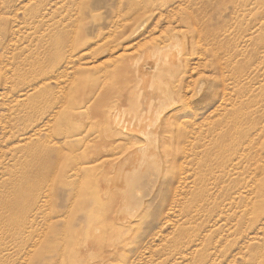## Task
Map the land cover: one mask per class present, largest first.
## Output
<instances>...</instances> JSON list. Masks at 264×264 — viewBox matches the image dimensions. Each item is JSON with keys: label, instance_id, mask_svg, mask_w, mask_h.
Instances as JSON below:
<instances>
[{"label": "rangeland", "instance_id": "rangeland-1", "mask_svg": "<svg viewBox=\"0 0 264 264\" xmlns=\"http://www.w3.org/2000/svg\"><path fill=\"white\" fill-rule=\"evenodd\" d=\"M132 3L135 14L128 8ZM46 27L59 38L53 53L42 49L39 32ZM146 52L158 55L150 63L163 72L161 89L154 84L145 91L155 98L171 90L177 102L167 110L173 116L158 123L162 130L168 121L170 131H160L165 138L158 140L153 131L148 142L121 139L116 113L133 107L129 91L139 83L128 62L140 59L142 69L149 62ZM50 61L57 63L54 79L47 81L52 86L39 80L34 92L32 77L43 73L39 69L51 71ZM29 69L39 71L31 76ZM24 81L28 85L21 86ZM51 88L60 91L59 99ZM57 99L76 113L57 101V119L48 121L36 104ZM34 106L43 117L35 127L21 119ZM139 142L152 149L150 155H143ZM138 153L143 159L134 163ZM35 157L39 171L35 163L30 170ZM0 191V242L5 238L6 245L0 246V264H264V0H0ZM117 209L126 212V222L117 219ZM22 232L28 246L19 251Z\"/></svg>", "mask_w": 264, "mask_h": 264}, {"label": "bare ground", "instance_id": "bare-ground-1", "mask_svg": "<svg viewBox=\"0 0 264 264\" xmlns=\"http://www.w3.org/2000/svg\"><path fill=\"white\" fill-rule=\"evenodd\" d=\"M53 2V1H52ZM70 3V2H69ZM51 6H53V5H51ZM128 8L130 9V11L132 12V11H134L133 12V14H135V11L137 10V7L135 6V4L134 3H132L131 4V6H128ZM151 8H153V6L151 7ZM141 9H142V7H141ZM154 10V9H153ZM140 11V10H139ZM149 11V10H148ZM144 13V12H143ZM166 13H169V12H166ZM173 13V12H172ZM171 13V14H172ZM34 14V13H33ZM76 14V13H75ZM170 14V15H171ZM168 15V14H167ZM166 15V16H167ZM170 15H169V17H170ZM174 15V14H173ZM36 16V15H35ZM34 15H33V17H35ZM162 16V15H161ZM172 16V15H171ZM39 17H41V20H43L42 19V16H41V14H40V16ZM44 17V16H43ZM6 18V17H5ZM48 18V17H47ZM78 18V17H77ZM133 18V17H132ZM131 18V19H132ZM136 18V17H135ZM34 19V18H33ZM45 19V18H44ZM50 19V18H49ZM49 19H46V20H48L49 21ZM45 20V21H46ZM138 20V19H137ZM136 20V21H137ZM170 20V19H169ZM35 21V20H34ZM33 21V22H34ZM44 20H43V22H45ZM130 21V20H129ZM135 21V22H136ZM134 22V21H133ZM46 23H47V21H46ZM123 23H124V21H123ZM145 23V22H144ZM32 24V23H31ZM43 25H47V24H45V23H42ZM41 24V25H42ZM55 25L54 26H56V23H54ZM29 25V24H28ZM40 25V26H41ZM123 25V24H122ZM131 25V24H130ZM135 25V24H134ZM11 26V25H10ZM45 26H43V27H45ZM49 26L50 27H52L50 24H49ZM121 26V25H120ZM142 26H143V24H142ZM74 27V26H73ZM76 28H77V26H75ZM122 27V26H121ZM32 28H33V26H32ZM39 28V27H38ZM53 28H55L56 29V27H53ZM39 29H41V28H39ZM43 29V28H42ZM45 29H47V30H45ZM44 29V32H39L40 34H42L43 35V40L45 41V43H41V44H45V46H43V48L41 47V46H39V47H41L42 49H44V47H45V49H46V51H47V53H48V51H53V50H55L56 51V49H57V47H58V45H59V38L57 39V37H56V32H46V31H49V27H46ZM58 29V28H57ZM122 29H123V27H122ZM126 29V28H125ZM130 29H131V26H130ZM11 30V29H10ZM52 30V29H51ZM124 30V29H123ZM39 31V30H38ZM109 31V30H108ZM128 31H129V29H128ZM73 32V31H72ZM72 32H71V35H72ZM113 32V31H112ZM13 33H14V31H13ZM16 33H18V32H16ZM25 33V32H24ZM76 33V32H75ZM74 33V34H75ZM132 33V32H131ZM131 33L130 34H128L127 36H126V38H128V37H130L131 36ZM26 34V33H25ZM39 34V35H40ZM121 34V33H120ZM14 35H16L15 33H14ZM38 35V36H39ZM41 35V36H42ZM126 35V34H125ZM33 36V35H32ZM175 36V35H174ZM178 36V35H177ZM28 37L29 38H31V36L30 35H28ZM71 37V36H70ZM13 38V37H12ZM182 38V37H181ZM41 39V38H40ZM103 39H106V38H103ZM10 40V39H9ZM39 40V39H38ZM48 40H49V42H48ZM75 39H73L72 41H74ZM122 40V39H121ZM125 40V39H124ZM134 40H136V39H134ZM182 40V39H181ZM180 40V41H181ZM184 40V39H183ZM43 41V42H44ZM93 41V40H92ZM114 41V40H113ZM115 41H117L116 39H115ZM114 41V42H115ZM129 41V40H128ZM166 41V40H165ZM12 42H13V39H12ZM42 42V41H41ZM71 42V41H70ZM127 42V41H126ZM178 42V41H177ZM182 42H184V41H182ZM16 43V42H15ZM19 43V42H18ZM18 43H16V46H17V44ZM71 43H73V42H71ZM120 43V42H119ZM125 43V42H124ZM76 44V43H75ZM80 43H77L76 44V46L77 45H79ZM88 44H90L89 42H88ZM98 44V43H97ZM104 44V43H103ZM103 44H100L101 46L103 45ZM186 44H187V42H186ZM39 45V44H38ZM86 45V44H85ZM73 45H71L70 44V47L68 48V49H72L73 47H72ZM94 46V45H93ZM104 46V45H103ZM117 46V45H116ZM123 46H124V44H123ZM183 46V45H182ZM81 47V46H80ZM84 47V46H83ZM159 47V46H158ZM161 47V46H160ZM177 47V46H176ZM62 48V47H61ZM95 48V47H94ZM102 48V47H101ZM101 48H99L100 50H101ZM118 48V47H117ZM121 48H123V47H121ZM155 48V47H154ZM163 48V47H162ZM18 49V48H17ZM103 49V48H102ZM110 49V48H109ZM113 49V48H112ZM38 50V49H37ZM36 50V51H37ZM88 50V49H87ZM150 50V49H149ZM156 50V49H155ZM177 50V49H176ZM175 50V51H176ZM36 51H35V53H36ZM45 51V50H44ZM81 51H84V50H81ZM95 51V50H94ZM158 51V50H157ZM179 51V50H178ZM23 52V51H22ZM21 52V53H22ZM38 52L40 53V51L38 50ZM51 52H49V53H51ZM68 52H70L71 53V51H68ZM68 52H66V53H68ZM93 52V51H92ZM99 52V51H98ZM153 52V51H152ZM152 52H146L145 53V56H146V59H149V62L147 61L143 66V68L141 69L140 68V64H139V62H140V59H138V60H131V62L129 63L128 62V66H129V69H132L131 70V72H133L134 74H136V76L139 78L138 80H139V83H137L138 85L136 86V84L134 85V86H136V87H133L130 91H129V100H130V102L133 104V107L132 106H130L131 108L130 109H127V108H124L123 110L121 109V111H119V112H117L116 113V117H115V120H114V123H115V126L116 127H118L120 130H121V132H119L117 135L121 138V139H128V140H138V138H140V137H142V139H144V140H146V142H148V141H150V139H152L151 137H150V134L154 131L155 132V134L157 133V136H156V138H155V140H158L157 138H159V139H163V138H165V137H163V136H161V137H163V138H160V131H162V133L164 134V132H166V131H170V129H168V127H169V123H168V121L166 122V121H164V122H162L163 123V128H162V130H161V128H160V126H159V120H160V118H162L163 116H166L165 117V119H167V120H169V118L170 117H172L173 116V114H170L171 112H169V111H167V110H171L172 111V109L171 108H173L176 104H177V102H176V100L175 99H173V98H171L170 96H171V94L173 93L171 90L169 91V92H172L171 94L168 92V90H163L162 92H163V95L161 94V95H157L158 97H155V98H153L151 95H149V93L148 92H146L145 90H147L146 88H148V87H153V85L154 84H158L157 86L161 89V85H162V80H161V77H160V74H161V72H163L161 69V71H159V66H158V64L156 63V61L154 62V65H151V61H150V59H158L157 57H158V55H155V53H152ZM170 52V51H169ZM19 53V52H18ZM53 53V52H52ZM162 53V52H161ZM200 53V52H199ZM17 54V53H16ZM22 54H24V53H22ZM42 54V53H41ZM40 54V55H41ZM167 54H169V53H167ZM170 54H172V56H173V58L175 57V54L176 53H173V52H171ZM30 55V54H29ZM32 55V54H31ZM40 55H38L39 57H40ZM46 55V54H45ZM71 56L70 54H67V56ZM163 55V54H162ZM19 56H20V53H19ZM37 56V55H36ZM35 56V57H36ZM42 56V55H41ZM172 56H170V58L172 57ZM38 57V58H39ZM95 57V56H94ZM109 57V56H108ZM37 58V59H38ZM65 58H66V56H65ZM68 58V57H67ZM71 58H72V56H71ZM71 58H69L70 60H72ZM78 58H80V57H78ZM42 59H43V56H42ZM122 59V58H121ZM165 59V58H164ZM16 60V59H15ZM82 60V59H81ZM85 60V59H84ZM142 60V59H141ZM167 60V59H166ZM190 60V59H189ZM23 61H27V60H22V62ZM34 61H35V59H34ZM40 61V60H39ZM79 61H80V59H79ZM170 61H172V60H169V61H167V64H169L173 69H175V70H178V67L173 63V62H175V61H173V62H170ZM17 62V61H16ZM15 62V63H16ZM43 62V61H42ZM81 62V61H80ZM166 62V61H165ZM19 63V62H18ZM25 63H27V62H25ZM35 63V62H34ZM70 63H73V62H71L70 61ZM163 63V62H162ZM160 64V66L162 65L163 66V64ZM21 64H23V63H20V65ZM39 64H41V62L39 63ZM69 64V63H68ZM25 65V64H24ZM26 65H30V64H26ZM45 65H47V64H45ZM83 65H84V63H83ZM22 66V65H21ZM20 66V67H21ZM31 66V65H30ZM73 66V65H72ZM189 66V65H188ZM3 67V66H2ZM24 67V66H23ZM46 67V66H45ZM49 67L51 68V71H48V69H45V70H43V69H39L38 68V66L36 67V68H38L39 70H42V72L43 73H38L39 74V76L37 77H32L33 79L31 80L32 82H30L31 83V85H30V83H29V85L32 87V88H30L31 90L33 89V91L35 92V87H37L38 85H37V82L39 81V80H42V84L43 85H50V84H48L49 82H47V81H50V79H54V73L56 74V72H57V63L55 62V61H50L49 62ZM167 67V66H166ZM24 68H26V66L24 67ZM33 68V66L31 67V69ZM44 68V67H43ZM69 68V67H68ZM83 68V67H82ZM170 68V67H169ZM169 68H167V70L169 69ZM3 70H5L4 68H2ZM12 69V68H11ZM11 69L9 70V72L10 73H8V74H11L12 72H13V70L11 71ZM16 70H17V68H15ZM14 69V70H15ZM31 69H29V70H31ZM74 69H76V68H74ZM87 69V68H86ZM28 70V69H27ZM39 70H37V71H39ZM59 70V69H58ZM67 70V69H66ZM69 70V69H68ZM67 70V71H68ZM170 70V69H169ZM186 70V69H185ZM32 71V73H31V76H32V74H33V72L35 71H33V70H31ZM37 71H36V73H34L33 75H36L37 74ZM75 71V70H74ZM147 71H149V73H150V75H148L147 74ZM5 72H6V70H5ZM8 72V71H7ZM24 72H25V69H24ZM23 72V73H24ZM61 72H62V70H61ZM61 72H59L60 74L59 75H61ZM70 72V71H69ZM156 72H158V74H156L155 75V73ZM160 72V73H159ZM167 72V71H166ZM165 72V73H166ZM169 72V71H168ZM175 72V71H174ZM184 72V71H183ZM22 73V74H23ZM66 73V72H65ZM68 73V72H67ZM7 74V73H6ZM25 74V73H24ZM23 74V76H25ZM69 74V73H68ZM127 74V73H126ZM166 74H168V73H166ZM12 75V74H11ZM13 75H18V76H20L19 74H18V72L16 73V74H13ZM28 75H30V71L28 72ZM28 75H26V76H28ZM57 75H58V73H57ZM56 75V76H57ZM104 75V74H103ZM173 75H175V74H173ZM173 75L171 74V77H169V74H168V77L169 78H172L173 77ZM181 75V74H180ZM179 75V76H180ZM22 76V77H23ZM65 75H63V77H64ZM11 77V76H10ZM9 77V78H10ZM59 76H57L56 78H58ZM67 76H65V78H66ZM163 77V76H162ZM167 77V76H166ZM14 78V77H13ZM17 78V77H16ZM24 78V77H23ZM27 78V77H26ZM25 78V79H26ZM62 78V77H61ZM11 79H12V77H11ZM18 79H20V81H21V77H19ZM63 79V78H62ZM137 79V78H136ZM24 80V79H23ZM58 80V79H57ZM60 80V79H59ZM17 81V80H16ZM54 81V80H53ZM164 82V81H163ZM167 82V81H166ZM17 83H18V81H17ZM21 83V82H20ZM64 82H62V84H63ZM65 83H66V81H65ZM64 83V84H65ZM82 83V82H81ZM40 84V83H39ZM42 84H40V85H42ZM59 84V83H58ZM139 84H143V88H140V89H138V87H139ZM164 84V83H163ZM169 84V83H168ZM2 85V84H1ZM16 85V84H15ZM24 85H28L25 81L22 83V85L21 86H24ZM105 85V84H104ZM167 85V84H166ZM165 85V86H166ZM18 86V85H17ZM20 86V85H19ZM52 85H50V87H51ZM63 86L64 85H62V89H63ZM125 86V85H124ZM28 88H29V86H27ZM40 86H38V88H39ZM66 87V86H65ZM64 87V88H65ZM100 87V86H99ZM126 87V86H125ZM132 87V86H131ZM53 88H55V87H53ZM53 88H51V90H53ZM168 88V87H167ZM29 89V90H30ZM40 89H42L43 90V92L44 93H49V88L48 87H46V89H45V87H44V89L43 88H40ZM40 89H39V91H38V93H40ZM49 89V90H48ZM56 89V88H55ZM60 88H59V86H58V90H59ZM61 89V90H62ZM57 90V89H56ZM157 90V89H156ZM159 90V89H158ZM226 90V89H225ZM32 91V93H34ZM46 91V92H45ZM54 92V94H56L55 93V90H53ZM63 91V90H62ZM67 91V90H66ZM66 91H65V93H66ZM74 91V90H73ZM83 91V90H82ZM81 91V92H82ZM224 91V90H223ZM42 91H41V96L42 95H44V93H43ZM51 92V91H50ZM60 92V91H59ZM59 92L57 93V97L56 98H58L59 99V97H58V95H59ZM77 92V91H76ZM84 92V91H83ZM127 92V91H126ZM31 93V94H32ZM52 93V94H53ZM62 93H64V91L62 92ZM62 93H61V95H62ZM128 93V92H127ZM81 94V93H80ZM94 94V93H93ZM96 94V93H95ZM94 94V95H95ZM35 95H37V91H36V93L33 95V96H35ZM46 95V96H45ZM44 96L45 97H49L50 95L48 94V96H47V94H45ZM67 95H68V92H67ZM71 95H72V93H71ZM32 96V97H33ZM52 96V95H51ZM56 95H54L53 97H55ZM60 96V95H59ZM78 96V95H77ZM179 96H180V94H179ZM222 96H224V95H222ZM64 97V96H63ZM67 97V96H66ZM43 98V97H42ZM69 98V97H68ZM218 98V97H217ZM29 99H30V97H29ZM46 101H47V98H44ZM53 99V98H52ZM58 99L55 101V103H54V101H53V104L52 105H50V103H46V101H44L45 103H42V104H40V105H38L37 106V104L36 103H34V104H36V108H38V107H41L42 109V111H43V114H42V112H41V110L39 111V110H36L35 109V106L33 107V109L32 110H36L35 112L33 111V113H31V114H29L28 115V113H29V111H28V113H27V115H28V117L27 116H25V115H22V117H21V119H25V120H23L24 122H26V121H28L29 123V125H32L33 127H35V126H37V125H39V124H41L43 121H42V116H44V117H47L48 118V121H50V120H52V118H54V119H57V117H56V114H57V112H56V110H54L55 108H54V106H55V104L57 103V101H58ZM227 99V98H226ZM31 100V99H30ZM43 100V99H42ZM48 100H49V98H48ZM62 100V99H61ZM66 100H67V98H66ZM88 100V99H87ZM32 103H31V105L33 104V98H32ZM52 101V100H51ZM63 101H65L64 99H63ZM62 101V102H63ZM68 101V100H67ZM67 101L65 102L66 104V106H64L60 101H58V102H60L61 103V105L62 106H64V107H67V108H70L71 109V107H68L67 106ZM29 102V101H28ZM129 102V101H128ZM41 103V102H40ZM145 103V106H146V108L145 109H143L142 108V105ZM10 104V103H9ZM28 104V103H27ZM26 104V105H27ZM222 104V103H221ZM221 104H220V106H221ZM58 106H60V104H57ZM13 106V105H12ZM49 106V107H48ZM216 106H218V105H216ZM27 107H30V106H27ZM55 107H57V106H55ZM122 107V106H121ZM176 107V106H175ZM174 107V108H175ZM234 107V106H233ZM7 109H9L8 107H6ZM54 108V109H53ZM63 107H61V109H62ZM114 108V107H113ZM216 108V107H215ZM6 109V110H7ZM11 109V108H10ZM23 109V108H22ZM58 109V108H57ZM61 109H59L60 111H61ZM65 109V108H64ZM63 109V110H64ZM74 108H72L71 110H73ZM182 109V108H181ZM67 110V109H66ZM71 110H69L70 112H71ZM79 110V109H78ZM113 110V109H112ZM7 111H9V110H7ZM24 111V110H23ZM41 112V114H42V116H39V112ZM60 111H58L59 113H60ZM75 113H76V111H75V109L73 110ZM86 111V110H85ZM115 111V110H114ZM167 111V113L169 114H167V113H165ZM225 111V110H224ZM10 112V111H9ZM8 112V113H9ZM36 112H38V113H36ZM62 112V111H61ZM178 112V111H177ZM182 112V111H181ZM185 112V111H184ZM22 113V112H21ZM25 113V112H24ZM79 113V112H78ZM86 113H88V112H86ZM220 113V112H219ZM17 114H18V112H17ZM167 114V115H166ZM175 114H176V111H175ZM178 114V113H177ZM216 114H218V113H216ZM11 115H12V113H11ZM13 115H15V114H13ZM12 115V116H13ZM20 115V116H21ZM59 115V117H61L60 116V114H58ZM75 116L77 115V114H74ZM84 115V114H83ZM110 115H112V113L110 114ZM109 115V116H110ZM187 115V114H186ZM227 115V114H226ZM7 116H9V114L7 115ZM15 116H18V115H15ZM63 116H66V115H64L63 114ZM82 116V115H81ZM185 116V115H184ZM10 117V116H9ZM9 117H8V120H9ZM56 117V118H55ZM83 117V116H82ZM88 117V116H87ZM98 117V116H97ZM182 117V116H181ZM189 117V116H188ZM212 117V116H211ZM214 117V116H213ZM7 118V117H6ZM20 118V117H19ZM64 117H62V119H63ZM76 118V117H75ZM85 118V117H84ZM228 118V117H227ZM12 119V118H11ZM15 119V118H14ZM18 119V118H17ZM93 119V118H92ZM101 119V118H100ZM179 119V118H178ZM60 120H61V118H60ZM162 120V119H161ZM208 120V119H207ZM2 121V120H1ZM11 121L12 120H10V125H11ZM17 121V120H16ZM15 121V122H16ZM19 121H21L20 119H19ZM18 121V122H19ZM23 121H21V122H23ZM42 121V122H41ZM45 121V120H44ZM47 121V123H49ZM66 121V120H65ZM83 121V120H82ZM97 121V120H96ZM7 123L9 122V121H6ZM17 122V123H18ZM23 122V123H24ZM55 122V121H54ZM62 122V121H61ZM180 122V121H179ZM187 122V121H186ZM193 122V121H192ZM13 123H14V121H13ZM16 123V124H17ZM80 123V122H79ZM207 123V122H206ZM209 123H211V121H209ZM208 123V124H209ZM231 123V122H230ZM3 124V123H2ZM26 124V123H25ZM46 124V123H45ZM52 124V123H51ZM55 124V123H54ZM62 124V123H61ZM63 124H65V123H63ZM90 124V123H89ZM96 124H98V125H101V123L99 124L98 122H96ZM102 124H103V122H102ZM161 124V123H160ZM15 125V124H14ZM28 125V126H29ZM162 125V124H161ZM25 127H26V125H24ZM45 126V125H44ZM46 126H48V124L46 125ZM52 126H53V124H52ZM51 126V127H52ZM88 126V125H87ZM9 127V126H8ZM11 127H12V125H11ZM20 127V126H19ZM30 127V126H29ZM51 127H49V128H51ZM66 127V126H65ZM96 127H97V125H96ZM102 127V126H101ZM178 127H179V125H178ZM197 127V126H196ZM3 128L5 129L6 128V126L5 125H3ZM10 128V127H9ZM17 128H18V126H17ZM39 128V127H38ZM45 128V127H44ZM44 128H41V126H40V129H44ZM48 128V127H47ZM67 128V127H66ZM65 128V129H66ZM104 128V127H103ZM152 128H154V130H152ZM7 129V128H6ZM21 129V128H20ZM24 129V128H23ZM35 129V128H34ZM52 129H53V127H52ZM64 129V130H65ZM16 130V129H15ZM15 130H12L13 131V133H14V131ZM18 130V129H17ZM22 130V129H21ZM25 130H28V129H26L25 128ZM36 130V129H35ZM50 130V129H49ZM118 130V129H117ZM117 130H116V132H117ZM187 130H188V127H187ZM6 131V130H5ZM46 131H47V129H46ZM51 131V130H50ZM97 131H99V133H100V130L98 129ZM96 131V132H97ZM174 131V130H173ZM185 131V130H184ZM183 131V132H184ZM189 131V130H188ZM4 132V131H3ZM7 132V131H6ZM19 132H21L20 130H19ZM19 132H17V133H19ZM37 132H40V131H37ZM36 132V133H37ZM51 132H53V130L51 131ZM64 132V131H63ZM66 132V131H65ZM95 132V133H96ZM175 132V131H174ZM180 132H182V131H180ZM196 132V131H195ZM195 132H194V134H195ZM10 133V132H9ZM13 133H10V134H13ZM23 133H24V131H23ZM32 133V132H31ZM35 133V134H36ZM83 133V132H82ZM82 133H80V135L82 134ZM102 133H103V131H102ZM113 133V132H112ZM159 133V134H158ZM161 133V134H162ZM185 133V132H184ZM187 133L188 132H186V136H187ZM8 134V133H7ZM15 134V133H14ZM22 134V133H21ZM29 134V133H28ZM38 134V133H37ZM48 134H49V132H48ZM47 134V135H48ZM92 134V133H91ZM18 135V134H17ZM30 135V134H29ZM32 135H34V132H33V134ZM46 135V136H47ZM54 135V134H53ZM65 135V134H64ZM99 135V134H98ZM222 135V134H221ZM13 137H14V135H12ZM35 136V135H34ZM49 136V135H48ZM55 136V135H54ZM83 136V135H82ZM81 136V137H82ZM102 136V135H101ZM174 136V135H173ZM185 136V137H186ZM189 136H191V135H189ZM8 137H10V135L8 136ZM28 137V136H27ZM39 137V136H38ZM51 137H52V135H51ZM64 138H65V136H63ZM89 137V136H88ZM96 137V136H95ZM104 137H106V136H104ZM103 137V138H104ZM110 137V136H109ZM194 137V136H193ZM47 138V137H46ZM68 138V137H67ZM99 138V137H98ZM174 138V137H173ZM189 138V137H188ZM44 139V138H43ZM48 139H50V138H48ZM51 139H54V138H51ZM82 139H84L83 137H82ZM89 139V138H88ZM95 139H97V138H95ZM105 139V138H104ZM141 139V138H140ZM180 139V138H179ZM187 139V138H186ZM30 140V139H29ZM34 140V139H33ZM46 140V139H45ZM56 140V139H55ZM103 140V139H102ZM106 140V139H105ZM108 140V139H107ZM110 140V139H109ZM167 140V139H166ZM185 140V139H184ZM189 140H190V138H189ZM63 141V140H62ZM120 141V140H119ZM179 141H182L181 139L179 140ZM30 142L32 143L33 141L31 140V141H29V144H30ZM41 142H43V140L41 141ZM40 142V143H41ZM49 142H50V140H49ZM116 142H118V141H116ZM113 143V144H117V143ZM133 142V141H132ZM137 142V141H136ZM146 142H145V144L143 145V143L142 142H139V143H142L141 145H142V147L140 148V149H142L143 151V155H148L149 154V152H152V149H150L149 148V146L146 144ZM172 142H173V140H172ZM187 142V141H186ZM189 142V141H188ZM188 142H187V144H188ZM44 143L45 144H47L48 143V141H47V143L44 141ZM44 143H41V145H44L45 146V144ZM57 143V142H56ZM59 143L61 144V142L59 141ZM87 143H89V142H87ZM96 143H99V142H96ZM95 143V144H96ZM111 143V142H110ZM123 143V141L122 142H120V144H122ZM126 143V142H125ZM124 143V144H125ZM127 143H129L128 141H127ZM169 143V142H168ZM27 144V142L26 143H24V145H26ZM60 144H58V145H60ZM62 144H64V142H62ZM90 144H92V142H90ZM123 144V145H124ZM138 144V143H137ZM136 144V145H137ZM157 144V143H156ZM183 144V146H184V143H182ZM18 145V144H17ZM33 145V144H32ZM31 145V146H32ZM48 145V144H47ZM57 145V146H58ZM83 145H84V142H83ZM122 145V148H121V150L122 149H124L123 147H125V145L123 146ZM129 145H130V143H129ZM134 145V144H133ZM140 145V144H139ZM170 145V144H169ZM171 145H173V144H171ZM29 146V145H28ZM31 146H29V147H31ZM65 146H66V144H65ZM85 146V145H84ZM110 146V144L108 145V147ZM128 146V145H127ZM155 146V145H154ZM163 146V145H162ZM42 147V146H41ZM62 147V146H61ZM64 147V146H63ZM62 147V148H63ZM88 147H89V145H88ZM91 147V146H90ZM103 147V146H102ZM117 147H119V146H117ZM136 146H134V148H135ZM139 147V146H138ZM158 146H156V148H157ZM167 147V146H166ZM185 147V146H184ZM67 148V147H66ZM92 148V147H91ZM114 148L115 149H117L115 146H114ZM120 148V147H119ZM133 148V147H132ZM137 148V147H136ZM135 148V149H136ZM187 148V147H186ZM196 148V147H195ZM28 149V148H27ZM26 149V150H27ZM64 149V148H63ZM67 149H69V147L67 148ZM78 149V148H77ZM114 149V150H115ZM128 149V148H127ZM131 149V148H130ZM158 149V148H157ZM160 149V148H159ZM185 149V148H184ZM29 150V149H28ZM28 150H27V152H28ZM33 150V149H32ZM32 150H30V151H32ZM71 150H73V149H71ZM104 150V149H103ZM155 150V149H154ZM207 150V149H206ZM67 152H68V150H66ZM79 151V150H78ZM112 151V150H111ZM110 151V152H111ZM116 152H117V150H115ZM128 151H130V150H128ZM135 151V150H134ZM133 151V152H134ZM157 151L158 150H156L155 152L157 153ZM185 151H186V149H185ZM25 152V151H24ZM67 152H64V153H66L67 154ZM72 152V151H71ZM73 152H75V150L73 151ZM80 152V151H79ZM91 152V151H90ZM99 152H102V151H99ZM109 152V153H110ZM113 152V151H112ZM115 152V153H116ZM133 152H131V153H133ZM140 152V151H139ZM40 153V152H39ZM38 152H37V154H39ZM98 153V152H97ZM126 153V152H125ZM159 153V152H158ZM163 153V152H162ZM199 153V152H198ZM75 154V153H74ZM101 154V153H100ZM113 154V153H112ZM118 154H119V152H118ZM153 154V153H152ZM25 155H26V153H25ZM33 155V154H32ZM67 155H72L71 153H69V154H67ZM106 155V154H105ZM122 155V154H121ZM125 155V154H124ZM127 155H128V153H127ZM129 155H130V153H129ZM137 155V154H136ZM138 155H139V153H138ZM150 155V154H149ZM162 155V154H161ZM183 155H184V153H183ZM24 156V155H23ZM34 156H35V154H34ZM33 156V157H34ZM64 157H63V159H65V155H63ZM82 156V155H81ZM99 156V155H98ZM110 156V155H109ZM115 156V155H114ZM113 156V157H114ZM117 156V155H116ZM119 156H120V154H119ZM57 157H58V155H57ZM73 157V156H72ZM112 157V158H113ZM132 157V156H131ZM149 157V156H148ZM24 158V157H23ZM27 158H28V156H27ZM81 158V157H80ZM94 158V157H93ZM100 158H102V156L100 157ZM121 158V157H120ZM124 159L126 158V157H123ZM128 158V157H127ZM163 158V157H162ZM221 158V157H220ZM75 159V162H76V159H77V157L76 158H74ZM103 159V158H102ZM107 159V158H106ZM108 159H109V157H108ZM107 159V160H108ZM111 159V158H110ZM124 159H122V160H124ZM143 159V156L142 157H140V155L138 156V157H136L135 158V160H134V163H138V161H141ZM197 159V158H196ZM221 159H223V157L221 158ZM32 160V159H31ZM83 160V159H82ZM81 159H80V161H82ZM90 160V159H89ZM98 160V159H97ZM114 160H115V157H114ZM113 160V161H114ZM126 160V159H125ZM48 161L50 162L51 161V157H49L48 158ZM79 161V164L80 163H82V167L84 166L83 165V163L84 162H86V161H82V162H80ZM103 161H104V159H103ZM61 162H63V161H60V163H59V165L61 164ZM91 162V161H90ZM89 162V163H90ZM95 162V161H94ZM99 162V161H98ZM97 162V164H100V163H98ZM105 162V161H104ZM110 162V161H109ZM119 162H121V159H119ZM185 162V161H184ZM30 163V170H31V165L33 164V163H35L34 164V167L39 171L40 169H41V165L42 164H40L39 163V161L38 160H36V157H35V159H33L32 160V162H29ZM47 163V162H46ZM64 163V162H63ZM62 163V164H63ZM92 163V162H91ZM101 163H103V162H101ZM114 163V162H113ZM180 163V162H179ZM76 164H78V161H77V163ZM76 164H75V166H76ZM92 164H94V163H92ZM95 164H96V162H95ZM104 164V163H103ZM119 164V163H118ZM220 164V163H219ZM54 165H56V162H55V164ZM110 165V164H109ZM121 165V164H120ZM140 165V164H139ZM142 165V164H141ZM179 165H181V164H179ZM221 165V164H220ZM49 166V165H48ZM78 166V165H77ZM89 166V165H88ZM101 166V165H100ZM100 166H98V167H100ZM46 167V166H45ZM55 167V166H54ZM58 166H56V168H57ZM79 167V166H78ZM97 167V166H96ZM102 167H103V165H102ZM115 167V166H114ZM132 166H130V168H131ZM183 167V166H182ZM43 168H44V166H43ZM47 168V167H46ZM50 168V167H49ZM109 169V167H106V169ZM111 168V167H110ZM124 168H126L125 166H124ZM70 169H72V168H70ZM74 169V168H73ZM72 169V172L74 171ZM81 169V168H80ZM80 169H77V171H80ZM92 169V168H91ZM98 169V168H97ZM101 169V168H100ZM107 169V170H108ZM112 169V168H111ZM88 170V169H87ZM103 170V169H102ZM128 170H130V169H128ZM186 170V169H185ZM71 170H69V172H70ZM31 172H34V171H31ZM74 172H76V171H74ZM73 172V173H74ZM82 171H80L79 173H81ZM72 173V174H73ZM78 173V174H79ZM71 174V175H72ZM75 174V173H74ZM77 174V173H76ZM75 174V175H76ZM107 174H109V173H107ZM29 175V173H26V172H24L23 173V176L26 178L27 176ZM106 175V174H105ZM105 175H103V176H105ZM110 175V174H109ZM123 176V175H122ZM121 176V177H122ZM181 176V175H180ZM48 177V176H47ZM41 176H37V178H36V181L38 182L39 180H41ZM50 178V177H49ZM108 178H109V176H108ZM65 179V178H64ZM50 180V179H49ZM126 180V179H125ZM105 181V180H104ZM121 181H123V179L121 180ZM185 181V180H184ZM192 181V180H191ZM179 182V181H178ZM182 182V181H181ZM190 182V181H189ZM111 183L112 184H117V179H111ZM180 183V182H179ZM40 184V183H39ZM109 184H110V182H109ZM181 184V183H180ZM120 185H122V184H120ZM251 185V184H250ZM124 186V185H123ZM184 186V185H183ZM33 187V186H32ZM110 187H112V186H110ZM113 188V187H112ZM118 188V187H117ZM122 188V187H121ZM177 188H179V187H177ZM180 189V188H179ZM107 191H108V189H106ZM112 191V190H111ZM126 191V190H125ZM0 192H2V191H0ZM5 192V191H4ZM139 192V191H138ZM178 192H179V190H178ZM107 193V192H106ZM113 193V192H112ZM116 193V192H115ZM140 193V192H139ZM175 193V192H174ZM180 193V192H179ZM1 194V193H0ZM82 194V193H81ZM103 194V193H102ZM109 194V193H108ZM34 195L36 196L37 195V193H34ZM106 195V194H105ZM175 195H177V194H175ZM73 196V195H72ZM123 195H121V197H122ZM178 196V195H177ZM3 197V196H2ZM174 197V196H173ZM76 198V197H75ZM80 198V197H79ZM104 198V197H103ZM107 198V197H106ZM175 198H177V197H175ZM8 199V198H7ZM120 200V199H119ZM4 201H6V200H4ZM8 201V200H7ZM106 201V200H105ZM124 201H125V199H124ZM1 202H3V200L1 201ZM107 202V201H106ZM7 203V202H6ZM8 204V203H7ZM3 207V206H2ZM123 210V209H122ZM116 212H117V215H116V217H117V219L118 220H121V221H125L126 222V218H127V214H126V212H120V210L119 209H117L116 210ZM234 212V211H233ZM39 213H41L40 211H39ZM39 215V214H38ZM37 215V216H38ZM128 221V220H127ZM98 228V227H97ZM96 228V229H97ZM97 230H100V229H97ZM5 231V230H4ZM103 231H104V229H103ZM2 233H3V231H1ZM105 232H106V229H105ZM104 232V233H105ZM3 234H5V233H3ZM38 234H39V232H38V227L35 229V231H34V236L32 237V239H33V241H36V237L38 236ZM21 238H20V240L16 243V248H18V250L19 251H23V249L24 248H27V246H28V240H27V237H26V235L25 236H23L24 235V233L22 232L21 233ZM0 236H2V235H0ZM3 241H2V243H1V245L0 246H3V244H4V246H6L5 245V242H4V240H5V238H3L2 239ZM34 246V245H33ZM2 248V247H1ZM7 248V247H6ZM10 248H11V246H10ZM42 249V248H41ZM101 249V248H100ZM106 249V248H105ZM108 249V248H107ZM61 250H63V249H61ZM106 252V251H105ZM19 253V252H18ZM22 253V252H21ZM62 253H63V251H62ZM17 255H19V254H17ZM15 257H16V255H15ZM35 257H38V254L35 256ZM34 257V258H35ZM11 260V259H10ZM14 260V259H13ZM7 262H9V260L7 261Z\"/></svg>", "mask_w": 264, "mask_h": 264}]
</instances>
